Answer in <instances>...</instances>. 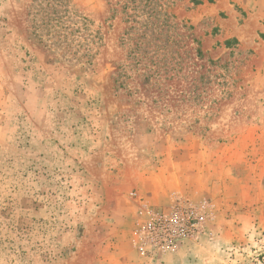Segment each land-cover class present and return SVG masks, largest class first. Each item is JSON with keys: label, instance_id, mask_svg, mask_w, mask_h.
I'll list each match as a JSON object with an SVG mask.
<instances>
[{"label": "rangeland", "instance_id": "374dc122", "mask_svg": "<svg viewBox=\"0 0 264 264\" xmlns=\"http://www.w3.org/2000/svg\"><path fill=\"white\" fill-rule=\"evenodd\" d=\"M0 264H264V0H0Z\"/></svg>", "mask_w": 264, "mask_h": 264}, {"label": "built area", "instance_id": "2783aa9c", "mask_svg": "<svg viewBox=\"0 0 264 264\" xmlns=\"http://www.w3.org/2000/svg\"><path fill=\"white\" fill-rule=\"evenodd\" d=\"M194 221V211L183 209V211H179V214L172 217V220L153 223L147 231L152 240L159 238L165 239L168 236L166 240L172 243L176 237L192 231L193 227H195Z\"/></svg>", "mask_w": 264, "mask_h": 264}]
</instances>
